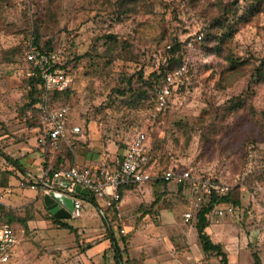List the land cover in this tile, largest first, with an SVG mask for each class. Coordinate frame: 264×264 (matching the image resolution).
<instances>
[{"label": "rangeland", "instance_id": "rangeland-1", "mask_svg": "<svg viewBox=\"0 0 264 264\" xmlns=\"http://www.w3.org/2000/svg\"><path fill=\"white\" fill-rule=\"evenodd\" d=\"M261 3L0 0V148L24 166L38 163L43 169L75 151L96 154L95 164H112L142 129L160 169H187L233 186L242 197L240 226L255 225L264 233V80L257 75L264 60ZM37 38L60 57L71 81L67 95L53 104L69 107L70 123L82 130L57 146L44 145L42 123L27 110L26 53L31 45L41 50ZM179 42L187 48L171 53ZM161 67L167 72L185 67L165 114L153 105L161 81L152 87L136 82L141 72L148 79ZM131 78L135 91L123 97L117 90ZM23 177L0 155V182L9 179L3 186L10 195L34 193L28 188L34 181ZM170 188L176 194L178 182ZM183 199L188 203L189 195ZM27 206L36 214L27 228H18L11 264H86L85 233L53 223L46 207ZM86 223L97 219L72 221L75 228ZM252 249L243 262L255 264L256 252L264 263V236Z\"/></svg>", "mask_w": 264, "mask_h": 264}, {"label": "built area", "instance_id": "built-area-1", "mask_svg": "<svg viewBox=\"0 0 264 264\" xmlns=\"http://www.w3.org/2000/svg\"><path fill=\"white\" fill-rule=\"evenodd\" d=\"M202 37L200 35L198 39L202 40ZM188 45L192 46V42ZM59 61L60 57L56 53L41 51L31 45L26 53V62L30 66L28 76L40 78L47 92H63L69 88L71 81L68 74L61 68ZM184 71L185 67L177 69L174 73L167 75L165 80L158 85L157 113L163 112L171 103L172 88L178 86ZM38 109L40 122L45 127V133L52 145L57 146L61 142H66L70 134L82 133L80 126L70 123L69 107H55L44 98ZM159 180L177 181L189 187L190 208L184 214L186 221L191 220L200 212L203 204L215 194L229 197L234 190V187L228 184L195 176L191 170L182 169L176 173L173 168L165 171L160 169L151 154L145 130L137 132L126 153L116 158L112 164L103 163L97 167L72 166L60 169L51 178L34 181L31 188L40 191L43 196L59 192L72 197L74 200L72 217L78 219L82 216L83 209V196L77 192L78 187L87 190L95 199L102 200L107 210L114 204L122 202L121 189L123 187L141 186ZM5 201L6 190L0 186V264L10 263L13 252L19 244L17 230L3 218L1 209L6 207ZM234 212L235 209L231 205L223 204L213 210L212 216L219 219ZM122 233L125 231L122 230Z\"/></svg>", "mask_w": 264, "mask_h": 264}, {"label": "crops", "instance_id": "crops-1", "mask_svg": "<svg viewBox=\"0 0 264 264\" xmlns=\"http://www.w3.org/2000/svg\"><path fill=\"white\" fill-rule=\"evenodd\" d=\"M126 151L127 149H124L121 154H125ZM62 158L65 160V164H60V166L66 168L71 166L97 167L99 165L95 164L98 156L89 152L75 151L72 159L70 157L66 159L65 156ZM72 161L73 164H71ZM39 165L36 163L28 166L27 163L24 166L25 170H21L25 176L23 179L43 181L48 178L44 169L40 168ZM33 184L28 188L34 193L28 192L27 195L23 191L21 194L17 193L13 196L10 195V190L6 189V207L15 209L33 203L38 208L46 207L44 196L41 195L40 191L31 188ZM169 190L175 191L171 188ZM163 191L164 187H155L152 183L124 189L123 200L118 206L117 220L120 221L125 233L134 230L129 245L130 257L132 259L144 257L142 264H221V258L206 254L203 251L195 226L190 220L186 221L184 218V214L188 211L177 217L168 209L160 207L157 214L146 215L142 220L137 221L142 215V206L148 205L150 207L155 193H162ZM81 195L83 196V209L80 218L85 216L91 220L97 219V223H86L75 228L72 225V221L75 220L72 216L70 219L63 220H68L75 229L80 230L81 234L85 233L86 244L91 246L84 254L86 264H115L111 243L106 238L107 230L102 216L106 210L104 202L95 199L90 194ZM169 196H173V194ZM40 197L42 198L40 199ZM241 219L243 218L239 211L219 219L211 215V223L207 228V233L213 243L223 246L228 256V264H245L243 257L247 255L249 259L248 254L253 251L252 248L257 246L264 236V233L258 231L255 225L245 228L240 226ZM16 248L9 264L15 257ZM105 256L107 257L106 261ZM262 264L264 263L262 262Z\"/></svg>", "mask_w": 264, "mask_h": 264}, {"label": "trees", "instance_id": "trees-1", "mask_svg": "<svg viewBox=\"0 0 264 264\" xmlns=\"http://www.w3.org/2000/svg\"><path fill=\"white\" fill-rule=\"evenodd\" d=\"M261 1L263 2V0H260V4H262ZM35 44L39 46L41 51L52 52L48 46L41 45L39 43L38 38L36 39ZM181 47H186V44L179 42L176 46L173 45L171 53H174L176 48H181ZM172 61L174 62V59L171 58L170 62ZM176 63H180V62L176 61ZM61 68L65 71V73H67L66 68L64 66L63 67L61 66ZM160 70L161 72L159 74H157V72H153L149 76L148 79H144L143 78L144 73L141 72L136 82L141 85L143 84V86L152 87L155 83H158L160 81H161L160 83H162L165 80L167 75L172 74L176 71L174 70L173 72L171 71L167 72L168 69L166 67H161ZM257 72H258L257 75L259 77H262V79L264 80V60L261 63V66L257 69ZM133 79L134 78H131L127 81V85L125 86V88L117 90L121 96L126 97L128 94L134 93L135 90L133 87V82H134ZM27 83H28V86L30 87V92H29L30 102L29 104H27V110L33 112L36 120L40 119V111L38 109V106L40 103L43 102L44 98L47 100L49 104L54 106L55 104H53V102H55V100L59 99L62 96L67 95L65 91L64 92H47L44 82L38 77H29L27 80ZM174 90H175V87L172 88V96L174 95ZM156 104H157V96L155 93L154 101H153L154 107ZM170 105L171 103H169L168 107L161 114H165V112L170 108ZM239 105H244V103L242 102ZM41 126L43 129L42 130L43 133H45V127L42 124ZM141 130H137L136 133L132 135V137L129 140L130 143L129 142L126 143V146H125L126 149H129L130 144L132 143L137 132ZM43 143L44 145H46L47 143H51V141L48 138V139H44ZM0 155L4 159H6V161L9 164L15 167L17 171L25 170V167L23 163L21 162V160L12 158L10 155L4 152V150L1 148H0ZM69 157L72 159L73 158L72 154ZM60 164H65V160L62 157H58L56 162L52 163V165L45 163L44 172H46V176L51 178L54 175V173H56L58 170L66 169L65 166H60ZM71 164H73V161ZM162 170L165 171L166 169L163 168ZM6 173L8 177L12 175L9 172H6ZM201 177L209 178V179L216 181L212 177H206V176H201ZM4 183H5L4 181H1L0 186L6 190L7 187L3 186ZM8 183H9V179L7 178L5 185H8ZM172 183L173 181L165 182V181H160V180L152 182V184L155 187H158V186L164 187V191L162 193H155L152 205L148 207L147 209L145 208L144 210L141 211L142 215L137 219V221L142 220L146 215H151L153 213L157 214L160 207L168 209L171 213L177 215V217L184 214L186 211H188L187 209L189 207L190 202L189 200H188V203L183 201L184 200L183 198L186 195H188L187 189L189 190V187L187 185L178 183L179 185L178 192L176 194H173L174 192H176V190L174 192L169 190L170 185ZM135 187H137V185L123 187L121 189L122 198H123L124 189L135 188ZM169 192H172L171 194H173V196H169L171 195L169 194ZM90 195L93 196L92 194ZM119 204L120 203L114 204L113 207L104 211L102 215L104 225L107 230L106 238L111 243V249L113 252V260L115 264H142L144 263V257L138 258V259H132L130 257L129 245H130V240L134 234V230L128 233H122L121 223L120 221L117 220ZM223 204L231 205L235 209V211H240L243 206L242 197L239 194L237 195L235 190L231 192L229 197H221L215 194L212 198H210L209 200H207V202L203 204L201 211L198 212L190 221L193 223V225L196 228L198 239L203 247V251L206 254H210V255L221 258V264H228V256L226 252L224 251L223 246L221 244L213 243V241L211 240V237L207 233V228L211 223V215H212L213 210L217 206H220ZM1 210L3 213L4 221L8 222L12 227H14L17 230V232H18V228L20 227L27 228L28 223L33 220L32 217H34V213L36 214V211L34 210L33 206L22 207V209L19 212H16L15 210L11 208H7V207H3ZM50 219L53 221V223L57 224L63 229H67L72 232H78V230L75 229L68 220L56 219L52 215L50 216ZM90 247L91 246L89 244L88 245L86 244L85 249H83L84 250L83 253H85L86 250L89 249ZM253 258H254L255 264H262V261L258 253L254 252Z\"/></svg>", "mask_w": 264, "mask_h": 264}, {"label": "water", "instance_id": "water-1", "mask_svg": "<svg viewBox=\"0 0 264 264\" xmlns=\"http://www.w3.org/2000/svg\"><path fill=\"white\" fill-rule=\"evenodd\" d=\"M77 192L83 195H89V192L81 187L77 188ZM44 204L49 213L60 220L70 219L74 211L73 198L59 192H53L51 195L44 196Z\"/></svg>", "mask_w": 264, "mask_h": 264}]
</instances>
